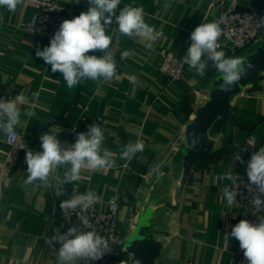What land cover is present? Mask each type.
<instances>
[{
	"label": "crops",
	"instance_id": "obj_1",
	"mask_svg": "<svg viewBox=\"0 0 264 264\" xmlns=\"http://www.w3.org/2000/svg\"><path fill=\"white\" fill-rule=\"evenodd\" d=\"M236 1L239 8L246 4L264 7V0ZM215 2L122 0L117 15L125 5L142 6L145 22L160 35L148 50V40L120 34L114 19L106 34L112 38L109 51L116 63V76L107 82L86 79L72 89L62 74L53 73L51 66L35 55L37 48L48 46L27 27L37 9L23 0L15 12L0 7V88L12 81L17 89L11 99L22 95L28 101L18 103L20 123L15 128L26 150L9 168L6 135L0 132V264H57L60 245L55 244L54 250L47 241L57 230L63 232L60 202L73 195L74 186L78 194L94 191L101 196L97 203L101 209L107 199H118L121 244L114 249L118 251L117 264H128L122 248L132 219L143 204L159 206L157 214L164 212L162 204L171 198L180 172V165L173 159L184 144L185 125L207 99L211 82L218 75L209 67L200 76L186 65L181 79L169 80L159 72L158 64L163 54L186 55L191 32L202 23H216L219 9ZM166 3L171 6L166 8ZM59 5L72 6L79 13L89 7L88 0H59ZM126 50L130 55L121 59ZM218 50L233 57L227 49ZM34 92H39L38 100ZM27 111L35 115L28 117ZM95 117L105 120L100 154L107 149L114 167L82 169L79 180L66 184V195L60 197L54 195L56 177L62 179L70 165L51 173L48 185L40 181L24 183L28 176L26 152L42 151V134H57L62 148H68L75 143L72 127ZM213 139L210 156L191 170L178 210L165 214L159 222V230L166 233L157 237L162 249L156 264H247L236 254L237 240H225L224 235L237 224L239 207L236 198L232 205L227 204L223 190L225 186L230 188V180L220 177L246 171L252 153L264 147V73L231 99L230 114ZM138 140L144 150L121 159L125 146ZM241 148H247L240 152L245 163L235 160ZM166 164L173 165L168 175L162 171Z\"/></svg>",
	"mask_w": 264,
	"mask_h": 264
},
{
	"label": "clouds",
	"instance_id": "obj_2",
	"mask_svg": "<svg viewBox=\"0 0 264 264\" xmlns=\"http://www.w3.org/2000/svg\"><path fill=\"white\" fill-rule=\"evenodd\" d=\"M121 3L122 0H88V10L73 19L64 20L51 38L50 44L42 50L37 48L35 55L42 58L46 65H50L53 73L62 74L69 89L86 79L111 81L116 76V63L109 51L112 38L106 34V28L113 24L114 19L120 34L129 38L148 40L149 42L145 44L148 50L152 49L151 41L160 35L154 27L145 22L142 6L125 5L117 15L116 10ZM20 4L22 0H0V7L6 8L9 12H15ZM170 6V3L165 4L166 8ZM261 22L264 23V17L261 18ZM221 34L222 29L218 23L198 25L190 34L191 43L182 60L200 76L205 75L209 67L214 68L219 74V81H222L221 90L227 92L240 83L253 65L247 57H228L224 51H219L218 40ZM97 51L104 54L102 56L88 54ZM129 55V51H123L121 59ZM131 79L134 81L135 77ZM32 95L36 100L39 99V92ZM27 102V98L22 95H17L14 99L0 97V132L8 138L16 136L15 128L20 123L18 103ZM25 114L28 117L35 115L33 111H27ZM192 135V142L188 144L189 149H195L198 143V139ZM104 139L103 130L96 124L89 125L86 132L77 133L75 143L68 148H62L57 134L45 132L40 136L42 151L26 152L28 176L24 183L30 185L34 181H40L41 184L48 185L51 173L58 167L70 165L62 179L56 177L54 191L56 197L66 195L64 186L79 180L82 169L99 171L115 166V161L110 158L111 154L107 149H104V155L100 154ZM143 150L144 144L139 140L135 144H127L121 153V159L129 158ZM246 150L247 148H241L236 153L235 160L245 163L240 152ZM246 173L249 184L264 194V147L252 153L246 162ZM220 179L231 181L233 176L231 173H225ZM223 194L227 204L232 205L235 201L234 192L225 186ZM101 199L102 197L94 191L78 194L77 187L74 186L73 195L67 200H62L60 208L88 209L93 204L101 202ZM251 203L256 211L264 207V200L259 196L253 198ZM82 224L84 228L89 227L87 219L83 220ZM224 236L226 241L229 237L239 241L247 264H264V220L253 223L241 219L232 227L231 232ZM47 243L53 246L54 250L55 244L60 245L56 250L57 264L96 261L110 252L109 242L95 230L79 231L77 227H69L66 232L57 230ZM134 264H139V261H135Z\"/></svg>",
	"mask_w": 264,
	"mask_h": 264
},
{
	"label": "built area",
	"instance_id": "obj_3",
	"mask_svg": "<svg viewBox=\"0 0 264 264\" xmlns=\"http://www.w3.org/2000/svg\"><path fill=\"white\" fill-rule=\"evenodd\" d=\"M23 1L32 4L37 9L27 27L47 45L50 44L51 38L64 20L73 19L80 14L72 6L61 7L59 0ZM215 5L219 9L216 23L222 29V34L218 40L219 48L227 49L233 57H239L248 48L250 49L260 42L262 36H264V23L261 22V18L264 17V7L246 4L243 8H239L236 0H216ZM158 69L167 79L178 80L183 77L186 64L183 63L182 57L163 54ZM16 89V84L8 81L0 88V97L11 99ZM91 124L99 125L103 130L105 120L102 117H95L89 123L84 120L82 124L74 125L72 127V137L76 140L77 133L86 132ZM5 141L8 145L6 166L9 168L17 164L26 150V145L17 134L12 138L5 136ZM230 190L234 192L239 207L237 223L241 219L253 223L264 220V207L256 211L251 203L252 199L257 196L264 200V194L258 192L254 185L249 184L245 170L236 172L233 180L230 181ZM105 204L104 209L99 208L96 203L88 209L60 210L59 215L64 224L63 232H66L69 227H77L79 231L95 230L109 242L110 252L104 254L102 258L91 262L80 261L79 264H113L118 256V251L114 247L121 244L118 234L120 204L117 198H109ZM85 219L89 221V227L87 228H84L82 224ZM236 254L244 257L238 240Z\"/></svg>",
	"mask_w": 264,
	"mask_h": 264
},
{
	"label": "water",
	"instance_id": "obj_4",
	"mask_svg": "<svg viewBox=\"0 0 264 264\" xmlns=\"http://www.w3.org/2000/svg\"><path fill=\"white\" fill-rule=\"evenodd\" d=\"M240 56L247 57L253 65L247 75L227 92L221 90L222 81H219V74L215 76L207 99L196 108L193 117L185 125L184 144L173 159L176 165H180V172L173 186L171 198L162 204L164 212L157 214L159 206L143 204L134 215L122 248L128 255V264H134L135 261H139V264H156L162 249V242L157 237L161 233H166L158 228L162 216L178 210L179 199L192 168L210 156L214 145L213 135L221 131L223 123L228 118L231 99L245 86L256 83L259 75L264 73V36L253 48ZM192 134L198 139L195 149L188 148L193 139ZM172 167L173 165L166 164L162 171L168 175Z\"/></svg>",
	"mask_w": 264,
	"mask_h": 264
},
{
	"label": "trees",
	"instance_id": "obj_5",
	"mask_svg": "<svg viewBox=\"0 0 264 264\" xmlns=\"http://www.w3.org/2000/svg\"><path fill=\"white\" fill-rule=\"evenodd\" d=\"M118 259H119V258L116 257V260H115V262H114L113 264H117V263L119 262Z\"/></svg>",
	"mask_w": 264,
	"mask_h": 264
},
{
	"label": "rangeland",
	"instance_id": "obj_6",
	"mask_svg": "<svg viewBox=\"0 0 264 264\" xmlns=\"http://www.w3.org/2000/svg\"><path fill=\"white\" fill-rule=\"evenodd\" d=\"M252 48H253V47H252ZM245 50H246V49H245ZM248 50H249V48H248ZM246 51H247V50H246ZM246 51H245V52H246ZM159 226H160V225H159ZM159 226H158V228H159ZM161 228H163V227L161 226Z\"/></svg>",
	"mask_w": 264,
	"mask_h": 264
}]
</instances>
